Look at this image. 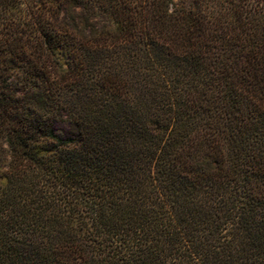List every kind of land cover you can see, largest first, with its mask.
Instances as JSON below:
<instances>
[{
  "label": "trees",
  "instance_id": "obj_1",
  "mask_svg": "<svg viewBox=\"0 0 264 264\" xmlns=\"http://www.w3.org/2000/svg\"><path fill=\"white\" fill-rule=\"evenodd\" d=\"M0 264H264V0H0Z\"/></svg>",
  "mask_w": 264,
  "mask_h": 264
}]
</instances>
